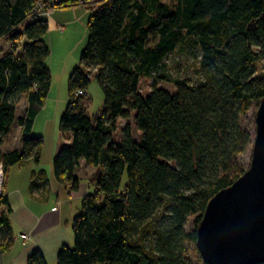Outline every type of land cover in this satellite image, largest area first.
<instances>
[{
    "label": "trees",
    "instance_id": "obj_1",
    "mask_svg": "<svg viewBox=\"0 0 264 264\" xmlns=\"http://www.w3.org/2000/svg\"><path fill=\"white\" fill-rule=\"evenodd\" d=\"M66 2L54 9L78 5ZM34 3L0 0V40L10 46L0 56V147L13 124L21 132L15 149L0 153L4 173L14 164L38 163L43 144L31 129L50 89V52L48 23L32 15ZM103 3L88 18L79 66L68 77L58 126L69 138L52 160L55 181L74 192L80 162L100 174L72 218V246L63 245L55 262L190 264L186 244L195 242L206 203L246 169L241 158L254 131L242 120L264 97L257 67L264 60V0ZM174 52L195 60L193 78L166 77L164 61ZM91 75L103 94V110L93 118L86 113ZM141 79L152 81L147 95L139 91ZM158 80L170 81L173 90L159 88ZM21 98L24 109L16 117ZM119 120L124 126L115 140ZM46 184L40 171L29 188ZM8 212L3 193L0 254L13 244ZM190 215L194 228L187 232ZM26 264L46 261L33 250Z\"/></svg>",
    "mask_w": 264,
    "mask_h": 264
},
{
    "label": "crops",
    "instance_id": "obj_2",
    "mask_svg": "<svg viewBox=\"0 0 264 264\" xmlns=\"http://www.w3.org/2000/svg\"><path fill=\"white\" fill-rule=\"evenodd\" d=\"M58 13L57 9H53L47 17L51 18V21L53 19L55 25L63 29ZM86 13L91 15L87 11ZM48 121L34 120L31 129L32 134L43 140L39 162L27 161L22 165L14 164L4 173L3 193L8 201L7 219L13 244L9 250L0 254V264H26V259L33 250L41 252L46 264H56V254L59 249L63 245L71 247L73 243L71 222L80 209L82 197L94 190V186H91L85 188L84 193L79 194L78 190L71 191L69 185L55 181L52 175V160L59 148L68 141L69 135L63 137L59 133L61 138L56 137L54 142L52 136L53 145L44 153ZM20 136V129L13 124L4 144L0 147V153L14 150ZM85 167L89 168L87 165ZM40 171L44 172L47 184L31 192L29 187L32 176ZM1 209L5 210L3 207ZM21 234L26 238L22 239Z\"/></svg>",
    "mask_w": 264,
    "mask_h": 264
},
{
    "label": "rangeland",
    "instance_id": "obj_3",
    "mask_svg": "<svg viewBox=\"0 0 264 264\" xmlns=\"http://www.w3.org/2000/svg\"><path fill=\"white\" fill-rule=\"evenodd\" d=\"M103 1L104 0H94L90 2L72 1V3L78 5L58 8L57 11L59 12V20L62 21L60 24L63 26L62 30H59V27L55 25L53 19L51 21V18L46 17L48 21V33L45 36V43L48 46L50 52L46 61V66L51 76V91L49 90L43 107L39 110L34 118V120H49L47 130H45L47 142L43 147L44 153L46 150L49 151L50 146L53 145L52 136L53 142L56 137L61 138L59 135L60 132L58 130V123L68 101V77L71 71L79 66V56L85 46L87 39L86 24L89 14L87 15L86 11L88 13H92L93 10L104 4ZM160 1L168 6H172L175 2V0ZM67 3L71 2H66L65 5ZM84 11L85 13H83ZM21 28L22 25L18 26V29ZM9 49L10 46L7 40L1 39L0 56L7 53ZM164 62L166 68H164L163 72H165L166 77H168L170 80L180 77L193 78L196 74L195 60L189 54L174 52L173 54H169ZM257 67L258 71L264 74V60L260 62ZM151 82V79H141L139 91L142 95L148 94ZM157 86L170 92L173 90L172 83L168 80H158ZM86 98V113L90 118H93L96 114L103 110V94L93 75L90 76V84L86 90ZM23 109L24 101L21 98L18 101L15 116H20L23 112ZM256 109L257 106L253 105L242 120V124L249 128L252 132L255 128L254 114ZM129 123L133 137L136 140L139 133L135 129L132 120H129ZM123 126L124 122L119 120L117 123V129L114 133L115 140L120 137ZM250 148H248L245 155H243L241 158V162L244 166H246V168L250 161ZM93 173L94 169L90 167L86 168L83 162L80 164V167L77 171L79 180V194L84 193L85 188H90L93 186V184L88 181ZM124 183L125 180L123 179V184ZM194 219L195 215H190L187 218L185 224V230L187 232L194 228ZM70 246H72V244ZM186 256L190 264H203L195 248V245L192 243L186 244Z\"/></svg>",
    "mask_w": 264,
    "mask_h": 264
},
{
    "label": "water",
    "instance_id": "obj_4",
    "mask_svg": "<svg viewBox=\"0 0 264 264\" xmlns=\"http://www.w3.org/2000/svg\"><path fill=\"white\" fill-rule=\"evenodd\" d=\"M254 123L247 168L208 200L197 223L194 245L203 264L264 262V97ZM99 174L96 169L88 181Z\"/></svg>",
    "mask_w": 264,
    "mask_h": 264
},
{
    "label": "built area",
    "instance_id": "obj_5",
    "mask_svg": "<svg viewBox=\"0 0 264 264\" xmlns=\"http://www.w3.org/2000/svg\"><path fill=\"white\" fill-rule=\"evenodd\" d=\"M68 0H35V3L32 8V15L36 17H47L51 10H53L60 2H66ZM78 1V2H90L94 0H69ZM97 1V0H95ZM59 30H62V27H59ZM79 94L82 95L81 92ZM3 182H4V171L2 168V164L0 162V196L3 194ZM20 237L25 239L26 236L21 234Z\"/></svg>",
    "mask_w": 264,
    "mask_h": 264
}]
</instances>
